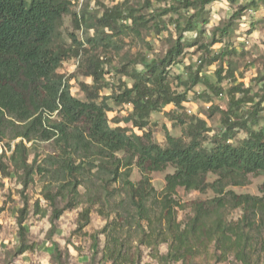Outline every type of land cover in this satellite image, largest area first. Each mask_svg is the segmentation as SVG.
<instances>
[{
  "label": "trees",
  "instance_id": "16d2710c",
  "mask_svg": "<svg viewBox=\"0 0 264 264\" xmlns=\"http://www.w3.org/2000/svg\"><path fill=\"white\" fill-rule=\"evenodd\" d=\"M215 1L182 0L181 7L205 8ZM262 2L252 0L239 5L232 19L240 18L248 6L258 7ZM71 3V0H0V142L8 132L20 139L15 143L10 164L24 174V189L34 172L45 171L35 166V159L29 162L30 150L24 141L54 139L58 145L57 167L51 172L53 180L44 184L42 190L52 209L51 232L65 211L83 205L75 230L81 233L90 224L93 207L99 206L102 215L104 208H112L111 201L120 195L123 213L112 208L115 216L110 218V213L106 214L102 230L90 235L92 254L102 253L104 263L140 264L141 247L145 246L151 249L158 264H196L210 250L216 262L233 258L241 264H264V184L261 195L227 190L246 186L250 176L264 174V126L253 128L258 125L259 111L264 105V84L251 98L243 83L232 89L228 108L221 112L224 133L213 148L203 145L202 131H208L207 123L198 119L182 129L181 137H173L166 131V145L161 146L146 128L150 116L162 108L173 103L179 107L186 104V92L172 94L170 86H164V69L178 62L184 34L198 27L197 22L193 23L194 15L186 18L184 24H176L179 36L163 58L144 62L145 72H133L132 86L125 85L115 96H100L103 68L99 60L89 59L80 74L92 78L93 84L79 83L86 96V101H82L71 94L69 83L74 76L59 73L62 64L77 55L83 45L74 34H71L74 49L66 46L62 38L61 28L64 17L71 13ZM113 11L118 13V6ZM107 14L101 17L104 26L111 24L112 14ZM120 15L122 12L116 16ZM74 16L80 28L84 19ZM227 30L225 26L217 27L208 46L217 44L215 36ZM108 38L105 32L96 33L87 44L96 48ZM199 73L191 77L192 86L203 84L215 92L221 90L222 66L215 72V83ZM112 99L116 105L132 107L124 121L142 134H129L127 128L110 125L108 112ZM248 104L250 113L244 115L243 108ZM185 123L180 122L181 126ZM238 128L245 130L248 137L233 145L230 140ZM133 167L142 176L137 183L130 179ZM169 167L175 171L166 176V185L159 194L150 174ZM92 169L97 170L94 175L100 179L93 190L84 184L86 171ZM209 175L216 179L209 182ZM116 183L119 188L114 186ZM81 187L84 193L80 192ZM178 188L201 193L211 189L216 195L192 202V215L181 222L175 198ZM60 201L65 202L63 207H59ZM237 210L241 215L235 219L232 216ZM25 221L24 207L18 219L17 255L32 248ZM100 235L105 238L102 251ZM162 244L168 246L166 254L159 250ZM53 245V263L69 264V254L56 242Z\"/></svg>",
  "mask_w": 264,
  "mask_h": 264
},
{
  "label": "rangeland",
  "instance_id": "374dc122",
  "mask_svg": "<svg viewBox=\"0 0 264 264\" xmlns=\"http://www.w3.org/2000/svg\"><path fill=\"white\" fill-rule=\"evenodd\" d=\"M251 1L217 0L205 8L194 6L185 9L181 7L182 0H71V13L64 17L61 28L62 38L66 46L74 49L75 45L71 37V34H74L77 41L83 45L77 55L62 64L59 73L67 77L74 76L69 83L71 94L79 100L86 101L79 83L92 85L93 79L82 76L80 71L87 65L89 59L99 60L104 72L103 79L99 83L102 86L100 96H115L125 85L132 86L133 72H145L144 62L163 58L179 36L176 24L178 22L184 24L186 18L194 15L192 20L194 24L197 22L198 27L184 34L181 40L182 55L176 64L164 69V86H170L172 94L186 92V104H182L181 107L174 103L169 104L160 112L152 114L146 131L150 130L154 141L165 146L166 131L173 137H181L182 129L186 128L187 124L191 122L195 124L194 119L204 120L208 131H202V143L206 148L211 149L214 147V142L223 136L221 112L228 108L232 89L237 84L243 83L244 88L249 90L248 97L251 98L264 84V3H260L258 7L248 6L240 18L232 19L239 5ZM116 6L118 13L113 11ZM106 12L112 14L109 20L110 26H104L101 21V17ZM120 12L122 15L116 16ZM78 13L81 19H84L80 28H77L74 22V14L78 15ZM219 26L227 27V33L217 34L215 38L219 40L218 43L208 46ZM100 32H105L109 38L99 47H90L87 40ZM222 53L224 56L221 57ZM219 66L223 68L220 92H215L203 84L191 85V77L197 71H200V76L209 78L215 83L217 81L215 72ZM236 96L242 97L241 94ZM109 105L111 110L108 112V118L112 127L121 126L127 128L129 134L131 132L142 134L131 123L124 121L132 110L130 105H116L113 99L109 101ZM250 106L251 104L244 106V115L250 113ZM215 107L220 110L217 111ZM188 109L192 111L191 114L186 112ZM181 120L186 122L184 126H181ZM262 126H264V105L259 111L258 125L253 128L258 130ZM233 134L230 140L233 145H238L248 137V133L239 128L235 129ZM17 140L19 138H13V134L8 132L3 142L8 148ZM27 147L30 150L29 162L35 159V166H41L45 171L34 172L26 189L23 188L24 174L10 164L11 155L0 154L2 162L0 165V264H54L51 259L54 242L63 252L69 254V264H111L102 261V253L93 256L90 235L102 230L107 221L106 214L110 213V218L115 216V213H111L112 208L120 210V195L115 201H111L112 208L110 206L104 208L102 215L99 206L93 207L90 224L81 233H76L75 230L83 205L65 211L56 221L55 231L51 232L52 209L44 200L42 190L44 184L53 180L51 172L57 167L55 158L58 154V145L54 139L35 140L27 143ZM96 171V169L86 171L84 184H88L91 189L100 183V179L94 175ZM174 171L169 167L165 171L150 174L152 185L159 194L166 185V176ZM141 178L138 169L133 167L130 179L137 183ZM215 179L214 175H209L207 178L209 182ZM249 180L246 186L228 187L227 190L239 194L261 195L260 188L264 184V174L252 175ZM114 186L119 188L120 184L116 183ZM80 192L84 193L85 189L81 187ZM215 195L211 189L201 193L178 188L175 196L179 203L178 221H185L192 215V202L204 201ZM64 205L65 202H59V207ZM24 207L26 208L25 223L28 226L27 240L32 248L17 255L18 219L20 210ZM120 213L123 212L120 210ZM240 215L241 211L237 210L232 217L236 219ZM99 240L102 251L105 246L104 236L100 235ZM141 248L140 264H158L152 257L150 248L145 246ZM167 249L166 244L159 247L162 254H166ZM196 264L241 263L233 258L216 262L210 250L199 257Z\"/></svg>",
  "mask_w": 264,
  "mask_h": 264
},
{
  "label": "built area",
  "instance_id": "2783aa9c",
  "mask_svg": "<svg viewBox=\"0 0 264 264\" xmlns=\"http://www.w3.org/2000/svg\"><path fill=\"white\" fill-rule=\"evenodd\" d=\"M78 16L80 17L79 13H78ZM186 112L189 113V114L192 113V111L190 109L186 110ZM19 141H20V139L17 140V142H19ZM24 143L27 145V143L25 141H24ZM6 145L7 144L5 142H3V141L0 142V154L6 153V154L11 155L13 153L14 149H15V143L10 144V147H8V148H7Z\"/></svg>",
  "mask_w": 264,
  "mask_h": 264
}]
</instances>
